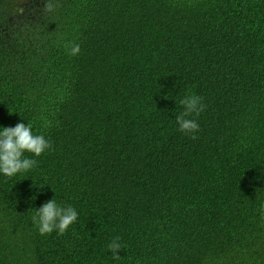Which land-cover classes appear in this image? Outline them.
Returning <instances> with one entry per match:
<instances>
[{
  "label": "trees",
  "instance_id": "16d2710c",
  "mask_svg": "<svg viewBox=\"0 0 264 264\" xmlns=\"http://www.w3.org/2000/svg\"><path fill=\"white\" fill-rule=\"evenodd\" d=\"M17 122L50 148L0 175V264H264V0H0ZM51 197L77 219L41 235Z\"/></svg>",
  "mask_w": 264,
  "mask_h": 264
},
{
  "label": "clouds",
  "instance_id": "9594fccd",
  "mask_svg": "<svg viewBox=\"0 0 264 264\" xmlns=\"http://www.w3.org/2000/svg\"><path fill=\"white\" fill-rule=\"evenodd\" d=\"M68 52L70 55H76L79 52V45L73 44ZM179 103L183 105V111L175 117L178 130L182 134L194 137L199 125L194 118L189 117H194L203 111L205 99L199 95L188 94L183 96ZM49 148L50 142L42 134L34 132L29 123L17 122L11 127L0 126V175L11 177L20 172H27L37 163L34 157L40 156ZM25 153H30L31 157ZM34 209L32 221L36 231L41 235L53 231L63 234L76 221L78 215L71 205L62 206L52 197ZM122 246L117 236L109 241L106 250L111 253L113 259H118L117 251Z\"/></svg>",
  "mask_w": 264,
  "mask_h": 264
}]
</instances>
